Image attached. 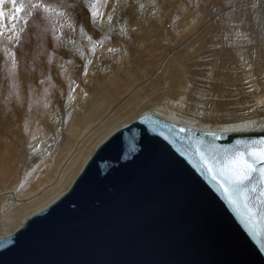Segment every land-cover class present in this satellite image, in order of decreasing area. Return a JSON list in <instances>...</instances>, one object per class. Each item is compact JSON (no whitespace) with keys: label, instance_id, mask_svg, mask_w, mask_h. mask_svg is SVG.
<instances>
[{"label":"rangeland","instance_id":"obj_1","mask_svg":"<svg viewBox=\"0 0 264 264\" xmlns=\"http://www.w3.org/2000/svg\"><path fill=\"white\" fill-rule=\"evenodd\" d=\"M252 2L257 7H250ZM113 3L115 0H109L106 11ZM10 7L5 5L6 15L0 20L5 30L12 24L7 16ZM71 11L93 39L107 33V27L101 30L90 25L82 5ZM125 22L126 37L119 35ZM113 25L114 31L107 33L109 39L105 40L103 49L98 48L91 56L93 63L89 65L87 78L83 76L84 61L70 51L71 45L58 46L50 32L43 34L34 24L29 27L23 46L16 49L19 63L14 81L8 76L5 58L0 52V225L7 213L2 209L7 197L4 192L15 191L26 200L55 181L83 131L106 117L110 109L112 120L108 126L99 125L88 134L60 183L28 203L14 205L11 216L31 215L37 206L45 203L42 200L66 190L104 135L129 115L151 112L153 105L165 96L177 101L180 83L192 85L187 92L189 102L200 99V90L220 79L215 61L220 65L227 61L221 55L233 51L234 46L227 45L235 39L236 31L248 32L251 36L248 48L264 43V3L262 0H121ZM65 36L87 45L86 40L80 41L78 34L65 30ZM226 36L228 40L224 39ZM108 48L116 51L108 52ZM164 59L167 60L165 67L160 69ZM187 74L192 78L188 84ZM70 80L75 81L71 85L74 92ZM230 83L239 94V100L233 101L234 109L253 107L251 94L242 80ZM137 84L140 89L128 100L131 111L123 102ZM217 87L213 83V88ZM239 104L242 107H235ZM22 217L13 226H3L0 236L2 232L11 233L18 228Z\"/></svg>","mask_w":264,"mask_h":264},{"label":"water","instance_id":"obj_2","mask_svg":"<svg viewBox=\"0 0 264 264\" xmlns=\"http://www.w3.org/2000/svg\"><path fill=\"white\" fill-rule=\"evenodd\" d=\"M185 126L146 113L114 130L67 191L0 236V264H264V251L183 154ZM261 137L264 128L229 131L216 143Z\"/></svg>","mask_w":264,"mask_h":264},{"label":"snow or ice","instance_id":"obj_3","mask_svg":"<svg viewBox=\"0 0 264 264\" xmlns=\"http://www.w3.org/2000/svg\"><path fill=\"white\" fill-rule=\"evenodd\" d=\"M120 3L121 0H115L110 10L106 11L109 9V0H75L74 3H69L68 0H0V20H3L6 15L5 5H11L7 9L8 19L12 21L11 27L5 30L0 26V52L4 55L9 78L15 80L19 63L16 49L23 46L25 35L30 25L33 24L43 34L50 32L58 46L71 45L70 51L84 61L83 76L87 78L89 65L93 63L91 56L96 54L98 48L103 49L105 40L109 39L107 33L114 31V16ZM78 5H82L83 10H86L85 19L94 29L103 30L107 27V33H104L100 39H93L85 26L76 21L71 10ZM143 7L141 4L140 8L143 9ZM65 30L73 35L78 34L80 41L86 40L87 45L79 43L72 37H66ZM119 35L127 36L126 22L121 25ZM224 39L228 40L229 37L226 36ZM245 41L252 42L246 34L236 31L235 40H231L227 46H242L241 42ZM107 51L115 52L116 49L108 48ZM236 55L241 62L240 67L236 68L235 64L231 67L236 68L237 72L247 73L248 78L242 79V83L246 86L247 93L255 95L258 89L251 83L257 79L252 75L253 65L239 52ZM49 62H51V57H49ZM229 63L231 64V61ZM208 78L212 80L211 72ZM261 79H264V64H262ZM213 83L218 87L213 88ZM72 84H75L74 80H70V88ZM15 87L13 83V88ZM191 87L192 85L188 84L184 91L187 92ZM71 91L74 92L75 89L71 88ZM84 95L87 96V93L85 92ZM198 95L201 102L194 115L201 118L207 117L209 120L213 117L230 120L234 108L233 101L239 99V94L231 88V83L226 77L212 81L206 89H201ZM69 98H73L71 93ZM176 104L180 108L187 107V96L182 95ZM257 110L264 116V96L256 102L255 107L249 106L248 108V111L253 113ZM241 115L247 116L248 113H241ZM255 124V120H247L244 127H225L220 133L208 130L200 136H196L193 129L187 126L180 127L178 132L188 134L189 146L182 149L183 154L188 157L195 168L209 177L216 190L231 207L248 237L264 251V137L252 140L238 139L234 144L226 146L216 143L226 132L243 131L248 125ZM169 131H176L175 124L170 127ZM172 142L175 143V139ZM4 243L7 241H0V245Z\"/></svg>","mask_w":264,"mask_h":264},{"label":"bare ground","instance_id":"obj_4","mask_svg":"<svg viewBox=\"0 0 264 264\" xmlns=\"http://www.w3.org/2000/svg\"><path fill=\"white\" fill-rule=\"evenodd\" d=\"M259 1V0H258ZM264 3V0H262ZM255 2H252L249 4L250 7L252 6H256ZM257 7V6H256ZM258 9V8H256ZM252 11V10H251ZM258 12V11H257ZM256 13V12H255ZM258 22V20H257ZM255 21V24L257 23ZM260 22V21H259ZM261 23V22H260ZM259 23V24H260ZM257 25V24H256ZM259 26V25H258ZM262 29V28H261ZM249 40H252V38L250 39V35L248 34V32L245 33ZM232 40H235L232 38ZM242 46H234L233 47V51L231 53H224L221 55V57H223L224 60H227L226 62H223L221 65L217 62V59L215 61V68H217V70L220 72V78L221 77H226L227 80L229 82H233L235 80H242L243 78H248L247 77V73L246 72H237L236 68L240 65V61L238 56L236 55L237 52H239L241 55L244 56V58L253 65L252 68V75L256 76L257 79L255 81H251V83L253 84V87L257 88L258 91L256 92L255 95L251 94V99L250 102L253 103V107H255L256 102L262 97L264 96V90H260V89H264V79H261V71H262V64H264V43H261L259 45H254L251 48L247 47L248 42H241ZM261 46H263V48H261ZM166 59L162 60V62L160 63V69L165 67V63H166ZM229 61H231V64L229 63ZM235 64L236 68H232L231 65ZM227 69V71H226ZM185 71L187 72V68H185ZM217 72V71H216ZM218 73V72H217ZM215 76V75H214ZM213 78V77H212ZM186 79H187V84L191 82L192 78H190V76H188V74L186 75ZM218 80V79H217ZM187 86V85H186ZM184 83H180L178 85L177 88V92H176V96L178 97L177 99H179L182 95H186L187 96V92L184 91V89L186 88ZM140 89V84L135 85V87H133L132 89H130V92L128 95L129 98L124 99L123 104H126L125 106H128V100L133 96V94H135V92L137 90ZM127 95V96H128ZM249 97V96H248ZM169 96H165L161 101L155 103L153 105V109L150 112H142L138 115H133V116H128L127 118H125L121 124L116 125L115 127H113L106 135H104L100 141L96 144V146L94 147V149L88 154V156L85 158L83 164L81 165V168L79 169L78 173L76 174V176L72 179L69 187L72 185V183L74 182L75 178L78 176V174L80 173V171L82 170V168L84 167L85 163L87 162V160L89 159V157L93 154V152L95 151V149L97 148V146L102 143L114 130L128 124L129 122H131L132 120L146 114V113H152L155 115H158L162 118L174 121L176 123H180L186 126H190L193 128H197V129H202L205 131L208 130H212V131H216V132H221L223 130V128L225 127H232V126H240V127H244L245 126V121L247 120H255L256 124L255 125H248L246 130H252V129H260V128H264V116H262L259 113V110H257L255 113L253 112H249L248 109H234L231 112V119H227L224 118L223 120H220L217 117H213L211 120H209L207 117H197L194 115V113L196 112L197 106L198 104L196 103V101H200V99H196L193 100L192 102L188 101V105L185 108H180L179 106H177L176 101L175 100H171L169 99ZM241 98V97H240ZM187 99L189 100V98L187 97ZM239 100V99H238ZM242 102V101H241ZM240 102V103H241ZM199 103V102H198ZM236 103V101H235ZM244 103V102H243ZM242 103V104H243ZM249 103V102H247ZM234 104V103H233ZM236 105V104H235ZM242 107L240 104L235 106V107ZM129 109L132 111V107L128 106ZM112 109L109 110V112L105 115L106 117H103L97 124L93 125V126H89V128H87L86 131H83V134L78 138V143L75 145V147L71 150L70 155L66 158V160H64V162L62 163L60 170L58 172V176L57 179L53 182H51L50 184H48L47 186H44L43 188H41L39 191L34 192V194L27 196L26 200L20 198L17 196L15 191H7L4 192L7 197H6V201L3 204V212L7 211V213H5L3 215L4 219L2 220L3 224L0 225V230L1 228H3V226H13L18 222V219L21 218L23 215L20 216H11L12 212L15 210V208L13 207L14 205H22L24 202L28 203L30 201H32L35 197H40L44 192H48L49 190H52L56 183H58L60 181V179L62 178V176L66 173V169L68 168L70 163H74V160L77 158L76 153L78 152V150H80L81 146L84 145L86 137L88 136L89 133H93L96 129H98L99 125H104V126H108L107 123L110 122V120H112L110 117V113H111ZM247 112L248 115L247 116H243L241 115V113H245ZM134 118V119H133ZM116 120V119H115ZM198 121V122H196ZM90 125V124H89ZM60 183V182H59ZM69 187L62 191L59 192L57 195H55L54 197H52L51 199H49V197L45 198L44 200H42V202H45L44 204L42 203V205H39L36 207L34 213H32L31 215L35 214L36 212L43 210L44 208H46L51 202H53L55 199H57L61 194H63L65 191H67L69 189ZM44 193V194H45ZM31 215L25 214L22 218V222L18 225V227L22 226L24 221L29 218ZM17 229V228H16ZM15 229V230H16ZM14 230V231H15ZM13 231V232H14ZM11 232V233H13ZM11 233H6L2 232L1 236H6L7 234H11Z\"/></svg>","mask_w":264,"mask_h":264}]
</instances>
